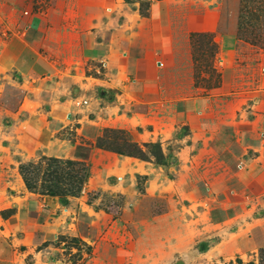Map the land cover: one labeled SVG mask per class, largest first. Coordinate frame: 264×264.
<instances>
[{"label":"rangeland","instance_id":"rangeland-1","mask_svg":"<svg viewBox=\"0 0 264 264\" xmlns=\"http://www.w3.org/2000/svg\"><path fill=\"white\" fill-rule=\"evenodd\" d=\"M66 1L0 0V34L27 13L53 21L46 47L59 70L32 82L33 97L19 76L0 74V221L29 208L71 222L77 236L54 240L65 264H257L264 172L244 177L239 166L250 156L242 146L262 138L250 122L264 111L254 84L264 68V0H102L92 10L76 0L78 26L62 25ZM138 48L164 63L172 85L146 94L119 86L123 75L104 82L99 60ZM228 50L258 71L226 73ZM253 54L262 55L258 68ZM63 99L67 114L52 119L49 105ZM106 128L127 132L145 159L96 148ZM41 157L86 163L79 197L63 204L27 191L18 166Z\"/></svg>","mask_w":264,"mask_h":264},{"label":"crops","instance_id":"crops-1","mask_svg":"<svg viewBox=\"0 0 264 264\" xmlns=\"http://www.w3.org/2000/svg\"><path fill=\"white\" fill-rule=\"evenodd\" d=\"M103 3L104 1L102 0H89L87 2L90 10L94 9L97 4L101 6ZM61 5V9L65 7L69 8H67L66 15L64 16L66 24L63 23L62 25L78 26L79 11L76 8L77 1L67 0L61 3ZM25 7L27 6L25 5ZM13 8L16 10L22 9L18 3H13ZM42 14L41 16L27 13L24 17H18L15 24H12L14 28H12L10 33L3 31L0 34V74H16L22 81V83L20 82V86H25L33 93L31 96L27 94L26 96L23 95L20 101L21 104H19V110L24 108L29 96L33 97L36 94L37 87L33 86L32 82L38 80L43 75L52 76L59 71L56 66V57L46 47V42L52 39V29L49 27L51 23L52 25L54 24L47 15L44 16V12ZM90 16L92 17V14ZM65 26H63L64 30L66 29ZM6 35L8 36L4 38ZM85 36L89 35L86 34ZM79 38L80 36L78 37V41ZM92 48L93 45L91 46ZM144 51V49L138 48L137 54L126 52L116 57H113V55L111 57H109L110 55L105 56L99 60L106 67L105 73L107 78L104 82L117 80V78L122 79L123 75L124 78L119 81V86L129 88L133 85L134 89L147 92L146 94L154 91L158 92L164 84L166 87L168 83L172 85L173 81H170L172 79L170 72L164 67V63L153 56L151 57L148 51ZM226 52L229 53V50ZM228 56L231 58V63L228 64L230 69L226 73L234 72L236 74L238 70H243L244 72H250V76H252L254 70L258 71V69L249 71L243 65L237 64L236 58L240 59L243 57V51H239L238 54L237 50H235L233 53H229ZM261 56L251 55V58L255 62L254 66L257 68L260 67L259 61L263 64ZM64 70L66 69H61V73ZM241 73L238 72V74ZM174 76L176 77V75ZM176 79L177 77L175 81ZM126 81L128 85L125 84ZM245 82L249 85L255 82L256 88L264 91V68H260L257 72L256 81L251 83L248 79H245ZM95 84H98V81ZM261 100H257L256 103L261 104L263 102ZM67 104L68 101L63 99L62 103L49 105L47 110L49 117L61 121L63 114H67ZM252 107L255 108L256 106L253 105ZM254 115L255 118L250 123L253 129L259 128L261 130L260 135H262V138L250 139L242 146L245 152L250 153L249 158L244 163H240L239 166L240 174L244 177L253 176L258 170L264 172V111L254 113ZM185 124L187 128L190 127L188 123ZM261 180L264 181V179L259 178V182ZM245 181L250 184L249 179ZM45 212L49 214L48 211ZM45 216L42 213L38 215L33 209L20 208L8 220L0 221V264H65L62 263V258L57 254L61 249L55 246L54 240L60 237H76V231L69 221L63 225L56 218L45 221ZM36 217L43 218L33 222L36 220Z\"/></svg>","mask_w":264,"mask_h":264},{"label":"trees","instance_id":"trees-1","mask_svg":"<svg viewBox=\"0 0 264 264\" xmlns=\"http://www.w3.org/2000/svg\"><path fill=\"white\" fill-rule=\"evenodd\" d=\"M98 149L118 156L145 159L142 148L133 143L127 132L117 129H104L94 142ZM27 191L41 196L59 198L64 204L68 198H77L83 191L89 177V169L80 160L41 157L37 161L21 163L18 166ZM241 264L240 259H236ZM247 264H255L248 262ZM264 264V247L258 250V263Z\"/></svg>","mask_w":264,"mask_h":264}]
</instances>
